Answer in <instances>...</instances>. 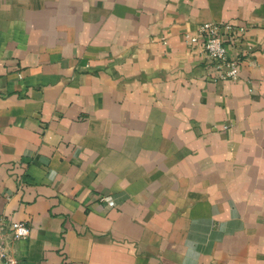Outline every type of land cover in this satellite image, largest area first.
I'll use <instances>...</instances> for the list:
<instances>
[{"label":"crops","instance_id":"crops-1","mask_svg":"<svg viewBox=\"0 0 264 264\" xmlns=\"http://www.w3.org/2000/svg\"><path fill=\"white\" fill-rule=\"evenodd\" d=\"M0 216L17 264H264V0H0Z\"/></svg>","mask_w":264,"mask_h":264},{"label":"built area","instance_id":"built-area-1","mask_svg":"<svg viewBox=\"0 0 264 264\" xmlns=\"http://www.w3.org/2000/svg\"><path fill=\"white\" fill-rule=\"evenodd\" d=\"M245 31L246 25L243 24L205 21L198 23L192 31L184 32L182 40L185 44L196 47L206 63L209 81L236 80L240 61L245 60L251 51L245 43ZM97 200L106 207L115 205L114 200L105 194H98ZM27 234L26 223L0 216V264H17L18 259L10 250L9 244L25 238Z\"/></svg>","mask_w":264,"mask_h":264}]
</instances>
